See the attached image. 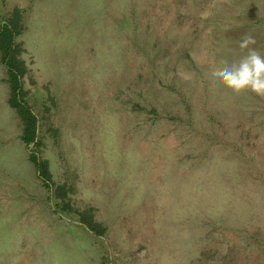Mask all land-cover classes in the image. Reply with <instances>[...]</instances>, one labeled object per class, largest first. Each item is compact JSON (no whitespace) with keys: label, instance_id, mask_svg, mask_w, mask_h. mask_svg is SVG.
Listing matches in <instances>:
<instances>
[{"label":"rangeland","instance_id":"1","mask_svg":"<svg viewBox=\"0 0 264 264\" xmlns=\"http://www.w3.org/2000/svg\"><path fill=\"white\" fill-rule=\"evenodd\" d=\"M15 10L37 145L0 62V264H264V97L211 77L245 34L264 55V0H0V23Z\"/></svg>","mask_w":264,"mask_h":264},{"label":"trees","instance_id":"2","mask_svg":"<svg viewBox=\"0 0 264 264\" xmlns=\"http://www.w3.org/2000/svg\"><path fill=\"white\" fill-rule=\"evenodd\" d=\"M23 28L18 10L6 20L0 23V62L6 67L7 82L9 85L8 105L14 109L21 121L20 139L25 146L37 145L36 131L37 119L25 101L26 92L22 89L21 78L26 72L24 61L20 59V44L16 38L22 33ZM30 161L33 163L39 177L45 184L51 183V176L46 161H42L35 154H31ZM62 192V188L58 187ZM64 195V193H62ZM82 223L96 235H102L99 225L81 219Z\"/></svg>","mask_w":264,"mask_h":264},{"label":"clouds","instance_id":"3","mask_svg":"<svg viewBox=\"0 0 264 264\" xmlns=\"http://www.w3.org/2000/svg\"><path fill=\"white\" fill-rule=\"evenodd\" d=\"M236 43L246 54L236 62H222L221 67L211 71V77L237 95L252 92L264 97V55L261 50L253 47L257 44L256 39L250 34H245ZM178 75L186 80L191 78V75L183 70H178Z\"/></svg>","mask_w":264,"mask_h":264}]
</instances>
